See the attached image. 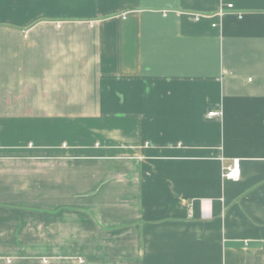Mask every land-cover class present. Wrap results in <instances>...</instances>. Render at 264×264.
Segmentation results:
<instances>
[{
	"label": "crops",
	"instance_id": "obj_1",
	"mask_svg": "<svg viewBox=\"0 0 264 264\" xmlns=\"http://www.w3.org/2000/svg\"><path fill=\"white\" fill-rule=\"evenodd\" d=\"M0 264H264V0H0Z\"/></svg>",
	"mask_w": 264,
	"mask_h": 264
},
{
	"label": "built area",
	"instance_id": "obj_2",
	"mask_svg": "<svg viewBox=\"0 0 264 264\" xmlns=\"http://www.w3.org/2000/svg\"><path fill=\"white\" fill-rule=\"evenodd\" d=\"M227 8L231 9L232 5H228ZM217 15L222 16L223 12L219 11ZM196 19H197V17H196ZM213 26H215V25H213ZM219 116H220V113H217V112L208 113L209 118L219 117ZM221 177L223 180L237 181L240 177V163H239V161L235 160L231 165L222 168Z\"/></svg>",
	"mask_w": 264,
	"mask_h": 264
}]
</instances>
